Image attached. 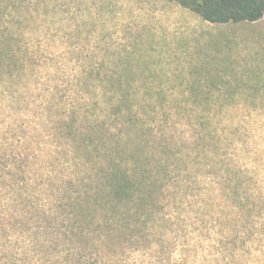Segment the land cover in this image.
<instances>
[{
	"label": "trees",
	"instance_id": "1",
	"mask_svg": "<svg viewBox=\"0 0 264 264\" xmlns=\"http://www.w3.org/2000/svg\"><path fill=\"white\" fill-rule=\"evenodd\" d=\"M33 1L0 0L4 197L37 219L40 233L57 236L55 250L60 239L70 248L66 261L85 264L87 251L99 253L118 236H148L167 210L178 213L201 195L189 167L198 163L219 180L235 213L231 227L220 225L232 234L222 233L214 247L219 262L235 264V250L247 246L263 209L242 190L244 171L220 153L226 112L177 105L209 101L211 90L200 87L210 80L166 88L156 59L132 58L126 49L119 58H99L103 47L81 41L79 26L71 35L77 39L67 44L64 28L37 24L52 18L24 6ZM171 1L212 24L264 17V0Z\"/></svg>",
	"mask_w": 264,
	"mask_h": 264
},
{
	"label": "rangeland",
	"instance_id": "2",
	"mask_svg": "<svg viewBox=\"0 0 264 264\" xmlns=\"http://www.w3.org/2000/svg\"><path fill=\"white\" fill-rule=\"evenodd\" d=\"M24 6L48 13L52 21L37 24L64 28L67 44L77 39L71 35L79 26L81 41L103 47L99 58L106 53L119 58L126 49L132 58L156 59L166 88L210 80L200 87L211 90L209 101L176 104L226 112L217 139L220 153L244 171L242 190L263 209L261 219H254L257 231L247 246H238L232 261L264 264V17L212 24L171 0H34ZM189 167L198 175L201 195L188 199L178 213L167 210L148 236H118L99 253L87 251L85 264H222L214 247L232 234L220 225L231 227L235 213L212 172L198 163ZM5 194L0 191V264H74L65 259L70 248L60 239L55 250L57 236L40 233L37 219L23 215Z\"/></svg>",
	"mask_w": 264,
	"mask_h": 264
}]
</instances>
